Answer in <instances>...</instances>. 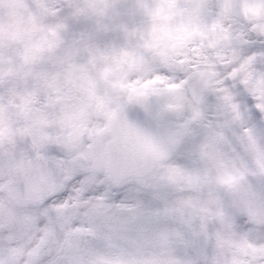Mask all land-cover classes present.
<instances>
[{"label":"snow or ice","instance_id":"snow-or-ice-1","mask_svg":"<svg viewBox=\"0 0 264 264\" xmlns=\"http://www.w3.org/2000/svg\"><path fill=\"white\" fill-rule=\"evenodd\" d=\"M19 4L20 0H0L12 17ZM115 5L116 0H84V7H73V0H30L19 19L0 21V192L7 194L0 201V264H58L49 258L53 251L63 253L60 264H264V208L249 203L230 216L217 211L221 227L212 243L203 224L200 231L191 230L192 218L183 217L185 207H194L192 201L168 198L171 186L183 182L198 188L207 182V172L163 163L170 156L183 157L184 165L191 160L195 141L190 125L200 117L199 110L193 108L181 130L162 145L128 120V105L145 113H151L154 103L160 114L182 109L186 98L176 92L181 84L155 87L164 83L161 77L143 84L118 80L112 86L127 92V102L115 107L95 94L89 65L128 56L110 49L103 33L134 35L126 23L94 18L103 17L110 7L115 11ZM206 7L204 0H197L190 10L175 8L171 0L167 8L136 0V10L153 20V35L169 30L164 21L171 16L186 17L187 23L174 29V47L196 34V18ZM218 7L221 16L264 17V0H219ZM36 33L42 34L38 40L33 39ZM161 57L170 59L163 52ZM108 71L104 69L105 77ZM77 79L86 82L80 85L83 98L78 103L64 91ZM258 84L264 88V70ZM9 108L16 109L21 126H14ZM90 108L103 118L102 125L89 127ZM86 141L79 158L87 163L80 165L78 174H70L65 157L84 148ZM249 143L255 148L251 135ZM209 147L205 137L201 159L209 156ZM256 165L257 174L264 175V156L257 155ZM73 180L80 185L74 195L69 188ZM234 180L230 176L221 182ZM94 184L98 186L92 188ZM126 185H134L128 189L134 196L111 190ZM109 199L119 202L108 203ZM82 208L87 210L80 212ZM112 208L121 214L118 223L108 214ZM177 219L188 228L175 227ZM87 237L102 249L81 248Z\"/></svg>","mask_w":264,"mask_h":264},{"label":"clouds","instance_id":"clouds-1","mask_svg":"<svg viewBox=\"0 0 264 264\" xmlns=\"http://www.w3.org/2000/svg\"><path fill=\"white\" fill-rule=\"evenodd\" d=\"M144 2L149 7L167 8L169 0ZM171 2L177 9L190 10L197 0ZM204 2L207 7L196 18V34L186 37L179 46L174 47L177 44L174 29L187 23L186 17L171 16L164 21L169 30L153 35V20L136 10V0H116L115 11L110 7L103 17L94 18L107 24L123 22L128 25L129 33L134 35L112 30L103 33L104 42L110 49H116L117 53L126 52L128 56L122 61L118 55L116 61L110 59L107 63L99 61L94 66L89 65L88 77L94 82L95 94L107 98L109 107L127 102V92L112 86L121 79L126 84H143L161 77L164 83L154 85L161 88L169 83L181 84L176 92L186 98L182 109L160 114L159 106L154 103L151 113H145L138 106L128 105L126 115L129 122L147 133L155 144L162 145L172 133L181 130L191 118L193 108L199 110L200 117L190 125L195 141V154L191 160L184 165L183 157L170 156L163 163L187 166L199 170L201 174L207 172V182L202 186L192 188L181 182L179 186L169 187L167 195L170 201H192L194 207L183 209L184 219L192 218L191 230L200 231L203 224L214 243V235L221 227L217 211L230 216L249 203L258 209L264 208V175L257 174L256 165L257 155L264 156V88L258 84L264 70V30H259V26L264 25V17L221 16L219 0ZM58 3L59 0H54V4ZM77 6L84 7V0H73V7ZM29 7L30 0H20L16 17L10 15L7 6L0 7V21L7 24L12 19H19ZM98 7L104 8V4L99 3ZM55 10L59 13V8ZM41 36V33H36L33 39L38 40ZM71 39V36L66 38L67 41ZM149 44L154 46H147ZM56 51L59 53L60 49ZM162 52L169 55L168 62L161 57ZM105 68L109 69L106 77ZM82 83L86 82L77 79L64 87L74 102L78 103L83 98L80 92ZM4 95L6 104L7 96ZM15 113L16 109L9 108V118L16 122L15 127H19L22 120L17 122ZM103 122V118L96 116L90 108L89 127L102 125ZM250 135L255 141V148L250 146ZM205 137H208L210 144L206 149L209 156L201 159L199 149ZM86 144L87 141L84 148L74 151L71 157H65L69 161L67 167L70 174H78L80 165L87 163L79 158L80 152L86 151ZM59 175L62 179L64 173ZM230 176L235 177L231 184L221 182V179L227 181ZM97 186L94 184L92 188ZM79 187V183L73 180L69 185L73 190L71 194L74 195V189ZM133 187L126 185L123 189L111 190L128 192ZM128 195L134 196L135 193L128 192ZM6 197V193L0 192V201L6 200ZM107 202L119 201L109 199ZM86 210L82 208L80 212ZM108 214L114 218L113 223L119 222L121 214L117 209H110ZM243 219L247 220V217ZM174 226L188 228L179 219ZM90 246L103 247L94 245L91 237L80 243L81 248ZM49 258L56 259L60 264L63 253L53 251Z\"/></svg>","mask_w":264,"mask_h":264}]
</instances>
